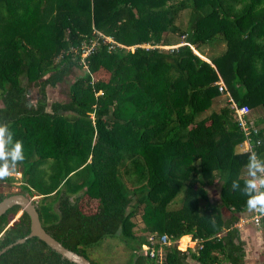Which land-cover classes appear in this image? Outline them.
<instances>
[{
  "label": "trees",
  "instance_id": "1",
  "mask_svg": "<svg viewBox=\"0 0 264 264\" xmlns=\"http://www.w3.org/2000/svg\"><path fill=\"white\" fill-rule=\"evenodd\" d=\"M217 44L207 60L194 51ZM72 75L67 99L48 101ZM220 80L238 106L263 110L252 151L238 150L228 97L201 117ZM0 104V166L12 172L0 201L18 181L68 249L92 264H244L249 165L264 164V0H0ZM17 141L24 159L13 162ZM29 231L27 213L9 208L0 249ZM162 234L169 244L141 249ZM0 264L75 263L30 237Z\"/></svg>",
  "mask_w": 264,
  "mask_h": 264
},
{
  "label": "rangeland",
  "instance_id": "2",
  "mask_svg": "<svg viewBox=\"0 0 264 264\" xmlns=\"http://www.w3.org/2000/svg\"><path fill=\"white\" fill-rule=\"evenodd\" d=\"M184 16V15H183ZM109 40V39H108ZM224 49V45L223 44H217V45H208V46H205L203 48L202 51H199L200 53L204 52L205 55H202L200 54L199 52H197L196 50H194L197 54H199L202 58H205L207 59L205 56H212V55H215L221 51H223ZM82 71L81 70H78L75 72V74H81ZM75 78V75H72L71 77H69L67 79L66 82L60 84V85H57L56 87H48L47 88V96H48V101H54V100H65L67 99V90H68V87L69 85L73 82ZM32 91H31V96H32V99L31 101L33 102L34 101V93L36 91V89L34 87H32ZM225 97H228L229 96L223 92V94H221L219 97H217L215 100H213L211 106L205 108V110H203L202 112V116H205L207 114H209L212 110H218L219 107L221 106V103L222 101H224ZM223 104V103H222ZM1 105V104H0ZM263 113V110L261 108H258L256 111H252L250 110L249 112V118L251 119L252 123L254 122V119L257 117V116H260L261 114ZM248 144L246 143H242L241 145L238 146V150H246L248 148L247 146ZM15 177H20V174L19 173H14ZM258 187H259V184H258ZM9 191L11 192H19L20 188H19V182H15L13 183L12 185H10L8 187ZM38 197H31V199H37ZM207 199L210 203H213V204H219V198H218V189H216L214 186H210V187H207ZM94 201H93V205H94ZM177 205L176 204H172L171 207H176ZM222 211L224 213H226V210L224 208H222ZM89 213V211H86ZM21 214V212H18L16 214V218ZM251 217H252V212L248 211L247 213H242L241 214V221L239 222L242 223V224H246V225H249L251 227H254L255 229L257 230H261V222L259 223V225H255L253 223V221L251 220ZM136 221L138 222L137 223V226H142L144 223L143 221L141 220L140 217L136 218ZM262 231V230H261ZM187 242L185 243V245H190V246H193L195 245V241H192L190 236H187ZM182 238V237H181ZM181 238L178 242V245L180 247L181 245ZM257 246H261V250H262V247L264 245V243L262 244V241L259 239L258 242L256 243ZM185 247V246H184ZM183 247V248H184ZM143 248V246H142ZM190 264H197L193 261H190Z\"/></svg>",
  "mask_w": 264,
  "mask_h": 264
},
{
  "label": "water",
  "instance_id": "3",
  "mask_svg": "<svg viewBox=\"0 0 264 264\" xmlns=\"http://www.w3.org/2000/svg\"><path fill=\"white\" fill-rule=\"evenodd\" d=\"M29 104H31V102H29ZM13 206H19L22 212L24 211L27 213L30 219V231L26 236L19 238L13 243H9L0 249V255L12 246L25 242L30 237H38L70 262L75 264H92L88 258L71 249H68L43 228L39 213L30 197L19 192L4 197L0 201V216Z\"/></svg>",
  "mask_w": 264,
  "mask_h": 264
},
{
  "label": "clouds",
  "instance_id": "4",
  "mask_svg": "<svg viewBox=\"0 0 264 264\" xmlns=\"http://www.w3.org/2000/svg\"><path fill=\"white\" fill-rule=\"evenodd\" d=\"M7 131L5 126H0V159H5L6 153L4 151L5 140L4 136ZM12 161L23 160V144L21 141H17L15 147L11 153ZM250 176L252 179L246 181V191L248 193L247 208L250 212H257L261 215H264V191H260V188H264V164L253 161L249 165ZM261 173V175H258ZM12 175L9 165L5 163L3 166H0V179H4ZM255 193V194H253Z\"/></svg>",
  "mask_w": 264,
  "mask_h": 264
},
{
  "label": "built area",
  "instance_id": "5",
  "mask_svg": "<svg viewBox=\"0 0 264 264\" xmlns=\"http://www.w3.org/2000/svg\"><path fill=\"white\" fill-rule=\"evenodd\" d=\"M218 90L223 93L226 90V87L223 83L222 80H220L218 82ZM229 96V100L232 101V108L234 109V113H235V118L236 121L240 127V129L242 130V132L245 135V140L243 141V143H247L248 148L246 150L252 151V145L250 143V131L251 128L253 127V123L252 121L249 119V112H250V108L247 105H240L238 106L231 98V96L229 95V93H226ZM261 175V173H259ZM264 215H261L257 212H252V217L251 220L253 221V223L255 225H259V223L261 222V219ZM150 240V245H143V248H141L144 252H149V255H153L154 254V244L155 243H161V244H169L170 240L168 238V236L166 234H162L161 236H159L158 239H156L154 236L149 237Z\"/></svg>",
  "mask_w": 264,
  "mask_h": 264
},
{
  "label": "crops",
  "instance_id": "6",
  "mask_svg": "<svg viewBox=\"0 0 264 264\" xmlns=\"http://www.w3.org/2000/svg\"><path fill=\"white\" fill-rule=\"evenodd\" d=\"M205 59V58H204ZM207 60V59H206ZM241 221V220H240ZM240 238L244 241L245 260L244 264H261L264 262V245L257 246L260 239L264 243V236L261 230H257L249 225L238 223Z\"/></svg>",
  "mask_w": 264,
  "mask_h": 264
},
{
  "label": "bare ground",
  "instance_id": "7",
  "mask_svg": "<svg viewBox=\"0 0 264 264\" xmlns=\"http://www.w3.org/2000/svg\"><path fill=\"white\" fill-rule=\"evenodd\" d=\"M183 243V240L181 241V244Z\"/></svg>",
  "mask_w": 264,
  "mask_h": 264
}]
</instances>
